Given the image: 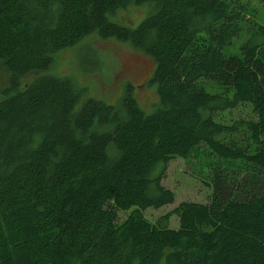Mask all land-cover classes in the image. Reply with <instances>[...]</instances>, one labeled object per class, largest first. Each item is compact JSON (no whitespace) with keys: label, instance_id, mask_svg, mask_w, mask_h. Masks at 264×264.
<instances>
[{"label":"trees","instance_id":"1","mask_svg":"<svg viewBox=\"0 0 264 264\" xmlns=\"http://www.w3.org/2000/svg\"><path fill=\"white\" fill-rule=\"evenodd\" d=\"M144 3L152 13L134 29L109 19ZM246 11L242 0H0V264H264V24L224 52ZM89 35L154 60L151 112L132 85L115 105H79L72 79L46 74ZM242 103L254 114L240 121L245 146L228 140L238 122L216 121ZM191 157L208 200L173 208L176 229L170 213L150 222L143 211L175 198L168 163Z\"/></svg>","mask_w":264,"mask_h":264},{"label":"rangeland","instance_id":"2","mask_svg":"<svg viewBox=\"0 0 264 264\" xmlns=\"http://www.w3.org/2000/svg\"><path fill=\"white\" fill-rule=\"evenodd\" d=\"M247 11L243 15L241 32L232 44L225 47V53H237L257 25L264 24V3L258 0H242ZM152 13L150 4L133 5L119 8L109 19L129 29L136 28L139 23ZM81 45L64 48L53 56V62L46 74L67 76L81 90L79 105L86 99L93 98L115 105L122 98L128 85L134 88V96L142 110L151 112L157 102L154 84L149 79L154 69V60L140 50L134 48L128 41L115 37L101 39L89 35ZM39 73H31L21 79V85L36 78ZM1 86L8 85V74L0 65ZM205 87L214 91L217 87L205 82ZM254 114L247 104H238L235 108L225 110L216 115V121L232 125L239 123V129L228 136L241 146L246 145V128L240 121L252 119ZM203 148V145H201ZM198 160L174 158L168 163L162 179V184L174 194L172 203L159 208H147L143 215L154 223L160 216L170 213L168 226L179 227L178 217L170 211L180 202L204 203L208 200L211 188L205 175L197 174ZM131 210L119 211L118 221L122 222Z\"/></svg>","mask_w":264,"mask_h":264}]
</instances>
